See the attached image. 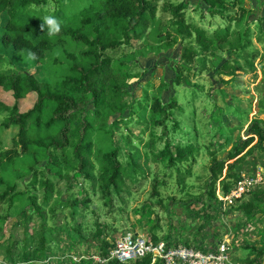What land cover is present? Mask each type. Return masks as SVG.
Instances as JSON below:
<instances>
[{"label": "trees", "instance_id": "obj_1", "mask_svg": "<svg viewBox=\"0 0 264 264\" xmlns=\"http://www.w3.org/2000/svg\"><path fill=\"white\" fill-rule=\"evenodd\" d=\"M160 1L0 0L2 45L19 53L31 50L40 66L50 75L49 82H40L30 72L22 73L15 69L0 54V117H3L0 119V133L11 128L18 129L13 148L4 149L0 140V204L8 206V215H17L35 224L31 233L27 226L24 227L22 242L12 235L4 254L8 264L89 263L86 259L72 262L70 255L65 258V241L60 240L59 235L50 234L48 212L38 204L32 189H43V204L47 206L53 202L50 213L56 216L57 206H63L59 197L64 192L53 182L55 178L52 176L58 177L60 182H68L70 186L72 183L80 184V181L88 183L95 178L90 189L94 194H101L100 202L105 208L113 206L112 196L121 197L133 185L149 179L142 171L140 155H130L117 134L120 130L117 125L134 116V99L128 82L145 73L139 58L158 54L161 48L168 49L172 44L180 43L183 63L176 62L180 70H176L174 81V85L180 86L185 78L179 71L188 70V65L206 71V66L211 63L217 73L225 77H236L237 72L254 71L253 55L249 52L252 49L251 34L236 29L246 12L238 5L240 0H232V3L228 0H204L209 15L212 18L221 16L222 20L219 26L212 24L215 29L211 35L205 24L196 26L188 23L189 5L164 3L160 8ZM227 5L237 9V12L229 14L222 8ZM160 12L165 15L160 17ZM166 14L171 16L167 18ZM3 15L7 17L5 25H2ZM46 16L55 17L60 23L61 30L55 36L48 35L49 28L44 24ZM202 18L205 19L204 13ZM42 24L43 30L40 27ZM134 40L143 42V47L133 49ZM258 41L264 42V33ZM127 47L130 51L122 53ZM225 47L226 56L222 57ZM185 83L190 85L188 80ZM260 87V95L264 99V83ZM197 88L192 91L195 93ZM8 99L13 103L10 104ZM29 101L32 106L22 111L23 105ZM261 108L264 109V104ZM176 110L184 113L176 102L165 104L163 98L155 97L148 116L134 118L133 121L142 128L145 126L139 131L140 137L149 133L145 146L147 157L172 171L166 176L168 179H172L175 172L177 185L185 188L192 171V165L187 167V164L196 161L197 148L173 145L172 136L181 128L175 117ZM111 121L113 124H110ZM246 132L247 138L239 139L223 159H219L209 147L211 164L208 183L203 194L196 197L197 201H211L214 203L210 205L211 209L221 208L223 204L218 200L217 185L221 186L224 197L229 196L241 180V170L248 160H256V153L264 159V123L254 120ZM217 143L220 148L226 146L223 138ZM158 144L163 148L159 149ZM123 158L125 161H122ZM231 161L234 163L227 165ZM167 184L165 180H157L153 195L159 196L158 187ZM70 186L66 192H73ZM84 193L81 190L79 195ZM55 196L57 200H53ZM248 196L250 200L244 202ZM85 197L75 199L69 206L76 210L83 207L95 214L98 207L91 206L90 192ZM229 206L248 219H252L257 212H264V185ZM70 215L74 219L76 212ZM64 225L67 239L78 234L79 224L67 227L65 222ZM151 234L152 237L147 240L156 244L160 242L156 236L157 228ZM100 235L98 225L91 238L100 247V264H122L110 260L117 242L110 244L101 240ZM126 235L123 234L124 237ZM164 239L169 249L175 247L170 237ZM84 242L85 236L78 234V243ZM19 243H23L22 251L14 255L12 251ZM194 249L205 254L215 252L214 248L211 252L198 246ZM252 253L254 255L246 264H263L264 247L254 248ZM128 264L153 263L149 256Z\"/></svg>", "mask_w": 264, "mask_h": 264}, {"label": "rangeland", "instance_id": "obj_2", "mask_svg": "<svg viewBox=\"0 0 264 264\" xmlns=\"http://www.w3.org/2000/svg\"><path fill=\"white\" fill-rule=\"evenodd\" d=\"M204 2V0H161L160 8L164 3L170 5L186 3L189 5L188 23L196 26L205 24L211 35L215 29L211 27L212 24L219 26L222 20L221 16L212 18ZM228 2L232 3L233 1L228 0ZM238 5L244 7L246 12L244 19L240 20L242 22L236 29L242 33L249 32L251 34L252 49L249 52L253 55L251 60L255 66L254 71L237 72L236 77H225L219 75L211 63L206 66V71L195 69L194 65H188V70L179 71L185 78L183 85L180 86L174 85L176 70H180L176 62L183 63V50L180 43L172 44L168 49L161 48L158 54H150L145 58L138 59L145 73L128 82L134 99V116L125 121L127 124L119 123L117 125V129H120L117 134L130 155H140V164L141 167L143 166L142 169L144 168L142 171L149 177L147 181L133 185L121 197L112 196L113 206L105 208L102 206L103 202H100L101 194L99 192L94 194L90 189L91 182H94L95 178L88 183L83 184L80 181V184L72 183L70 186L68 182H60L58 177L52 176L51 178H55L53 182L64 192V195L59 197L63 206H57L54 217L50 213V208L54 203L51 202L45 206L43 204V189H32L38 204L43 205L48 212L50 234L52 236L59 235L60 240L65 241L64 252L67 253V257L64 255L65 258L70 255L72 262L79 263L86 259L89 260L88 264H100L101 260L98 257L100 247L91 238L98 225L101 228L100 239L107 240L110 244L121 240L124 237L123 234L151 238L152 230L155 228H157L156 236L160 242L166 240L165 237H170V242L176 248L185 247V244H188L193 249L198 246L211 252L213 248L216 250L222 244H228L230 249L228 254L232 264L233 262L234 264H246L251 255H254L252 253L254 248L256 250L264 247V212H257L252 219H248L242 213L234 211L229 206L232 204H225L221 201L224 195L219 184L216 192L219 202L223 204L221 208L211 209L210 205H213V202L197 201L196 199L203 194L208 183L211 164L209 147H211L210 150L213 148L219 159H223L224 154L231 151L239 139L247 138L246 130L252 121L259 120L264 123V109L261 108L264 99L261 98L259 89L264 83V42L258 41L264 33V0H240ZM222 8L229 14L237 12V9H233L230 5ZM202 13L205 16L204 20ZM163 15L165 14L160 12L159 16ZM166 16L169 18L171 15L166 14ZM2 19V25H5L7 17L3 15ZM144 43L146 44V42ZM149 43L151 44V42ZM132 45L133 49L139 50L143 47V42L134 40ZM226 49L227 47H225L222 57L226 56ZM128 51H130V47L125 48L122 53ZM27 52H23L24 56L27 55ZM0 54L5 56L20 72H30L40 82L50 81L48 71L40 66L38 58L29 61L21 55V52L6 49L1 42V32ZM185 80H188L190 85L185 83ZM197 86L198 90L194 93L192 89ZM155 97L163 98L165 104L171 101L176 102L183 108L184 113L179 112L180 110L175 111V117L181 123V128L176 135L172 136L173 145L197 148L196 161L187 164V167L192 165V171L191 177L186 180L185 188L177 185L178 177L175 172L172 173V179H168L166 176L170 175L172 171L167 170L165 165L159 164V161L147 157L145 146L149 141V133L140 137L139 131L145 129V126L142 128L133 121L134 118L148 116ZM8 101L11 102L10 99ZM31 106L30 101L25 103L22 111H26ZM2 118L0 117V119ZM112 121L110 124H113ZM17 133V128L4 130L0 133L4 149L13 148V140ZM219 137L226 141V146L223 148H220L217 143L221 140ZM214 143L217 145L211 146ZM158 146L159 149L163 148L160 144ZM122 161H125V158ZM233 163L234 161H231L227 165ZM263 164L264 159L260 157L259 153H256V160L249 159L244 169L241 170V180L239 181L251 180L257 173H260L264 178ZM225 173L226 170L224 176ZM71 174L73 176V172ZM157 180H165L168 183L166 186L158 187L159 196L153 195ZM69 186L73 192H66ZM81 190H84L85 193L79 195ZM87 192H90L92 197L91 206L98 207L95 214L83 207L76 210L69 206L75 199L86 198ZM53 200H57V197L55 196ZM156 200L162 201L161 204H157ZM236 200H233V203ZM249 200L248 196L244 202ZM7 208V205L0 204V264H8L4 254H6L5 248L10 238L12 239V235L22 242L24 227L27 226L26 229L31 233L35 225L33 222L24 221L20 216L8 215ZM73 211L76 212L74 219L70 215ZM217 213L218 215L215 216ZM65 222H67V227L79 224L78 234L84 235L86 242L79 244L78 234L67 239ZM12 226L13 229H11ZM22 245L23 243H19L18 247L13 249L14 255H18L22 251ZM69 245L71 247H68ZM51 247L54 248V244ZM57 251L56 249V253Z\"/></svg>", "mask_w": 264, "mask_h": 264}, {"label": "built area", "instance_id": "obj_3", "mask_svg": "<svg viewBox=\"0 0 264 264\" xmlns=\"http://www.w3.org/2000/svg\"><path fill=\"white\" fill-rule=\"evenodd\" d=\"M260 185H264V178L257 173L251 180L239 181L230 195L221 201L232 204L233 200H241ZM229 250L228 244H222L215 252L207 254L186 247L169 249L165 242L156 244L142 236L128 234L117 242L110 260L128 264L151 256L153 264L159 261L164 264H231Z\"/></svg>", "mask_w": 264, "mask_h": 264}, {"label": "clouds", "instance_id": "obj_4", "mask_svg": "<svg viewBox=\"0 0 264 264\" xmlns=\"http://www.w3.org/2000/svg\"><path fill=\"white\" fill-rule=\"evenodd\" d=\"M44 24H46L48 26V28H49V32H48V35L49 36H55L61 30L60 29V23H59V21L55 17H52V16H46V17H44ZM44 24L40 25L41 30H43ZM21 55L26 60H29V61L36 60L37 59L36 54L34 52H32L31 50H28L26 56H24L23 51L21 52Z\"/></svg>", "mask_w": 264, "mask_h": 264}]
</instances>
